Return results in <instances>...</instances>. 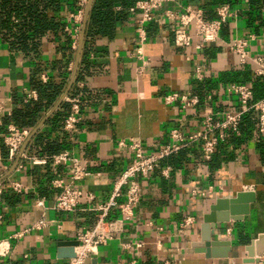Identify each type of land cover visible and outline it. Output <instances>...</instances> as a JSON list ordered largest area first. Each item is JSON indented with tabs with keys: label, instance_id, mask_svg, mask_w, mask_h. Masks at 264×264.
<instances>
[{
	"label": "crops",
	"instance_id": "0c3cea01",
	"mask_svg": "<svg viewBox=\"0 0 264 264\" xmlns=\"http://www.w3.org/2000/svg\"><path fill=\"white\" fill-rule=\"evenodd\" d=\"M137 0H119L110 7L111 25L106 33L94 34L88 42L86 71L79 76L86 25L94 0H84L79 45L71 49V36L64 30L73 26L70 15L81 8V0H64L58 17L64 23L61 31L49 30L42 37L39 56L30 58L10 50L0 36V240L7 253L0 264H68L57 258L59 241L76 240L78 232L91 229L96 222L89 208L105 201L121 170L129 162L124 150L116 146L123 138H138L147 149L165 143L172 127L191 131L198 127V114L235 111L234 96L224 89L231 83H249L256 77L253 65L237 64V57L223 46L233 38L254 33L251 53L264 55V7L254 0H173L164 8L179 10L193 6L204 12L207 20L216 17V9L228 5L233 15L222 25L220 41L196 49L173 43L171 26L163 21L146 24V42L142 53L150 64L136 76V26L138 10L131 11ZM125 2L126 4H122ZM161 11V10H160ZM157 12L158 17L161 16ZM61 64L60 68L54 67ZM58 64V66H59ZM42 70L37 71V67ZM200 70L198 79L195 70ZM42 72L48 82L62 85L56 99L41 107L29 128L30 135L22 150L28 158L9 163L3 143L7 125L13 123L15 111L23 105V96L32 90V79ZM262 87L264 76L257 77ZM172 93L196 96L202 102L186 115L178 102L166 104L163 97ZM80 99V120L70 131L62 121L70 104L64 98ZM210 97V98H208ZM264 97V96H263ZM262 97V98H263ZM262 98L253 101H260ZM36 101V100H35ZM254 121V120H253ZM251 134H241L234 141L226 138L210 160L201 157L199 144L180 149L161 161L147 179L134 208L132 220L123 232L106 245L99 246L88 264H236L246 256L249 245L264 229V133L254 121ZM63 151L81 162L89 163L91 174L81 182L84 191L94 195L92 202L82 201L71 212L50 208L58 190L50 183L54 177L68 178L67 169L51 163L34 164L30 157H48ZM17 162L22 164L17 169ZM168 167L167 175L162 171ZM22 184L24 191L14 192L9 183ZM238 191H254L256 200L241 221L222 224L221 239L231 241L227 258H206L203 253L187 252L200 237L203 214L218 198L234 197ZM42 201L44 208L37 206ZM44 214L48 223L34 229ZM117 217L112 210L109 218ZM190 217L192 223L180 227ZM21 233L19 236L16 234ZM141 242L135 251L125 246ZM254 264H264V253Z\"/></svg>",
	"mask_w": 264,
	"mask_h": 264
},
{
	"label": "built area",
	"instance_id": "2783aa9c",
	"mask_svg": "<svg viewBox=\"0 0 264 264\" xmlns=\"http://www.w3.org/2000/svg\"><path fill=\"white\" fill-rule=\"evenodd\" d=\"M173 0H137L131 11L138 10L140 16L137 21V47L134 58L137 61L135 67L136 76H141L148 65L150 59L146 57L141 49L146 42V24L150 22L163 21L171 26L173 43L180 47H202L214 44L220 41V30L222 25L233 15L228 5H221L216 9V17L211 20L204 18V12L193 6H184L179 10L164 8V5ZM84 0H81V8L75 14L70 15L73 26H66L64 30L72 38L71 49L76 50L82 28V14ZM161 10V11H160ZM161 16L158 17L157 12ZM256 39L254 33H249L242 38H233L223 42V46L228 52L237 57V64L243 66L248 62L253 65L252 73L256 77L264 76V55L251 53L249 47ZM196 77L200 78V70H195ZM41 83L48 82V75L42 72L39 75ZM225 93L235 97L237 109L235 111H224L214 114L205 110L198 114L200 123L198 127L191 131H183L178 127H172L167 132L165 143L147 149L143 146L141 139L123 138L117 141L116 146L119 150H124L129 162L121 170L119 177L113 184L111 194L105 201L96 203L89 209L95 212L96 222L93 228L84 229L77 233L76 241L78 245L74 248L75 256L69 259L68 264H88L91 256L97 252V248L106 245L123 232L124 225L130 222L133 217L134 208L140 200L144 189L142 180L155 171L162 160L176 154L180 149L192 144H199L201 157L204 160H210L216 152L220 143H222L229 134L240 135V123L247 113H253V120L258 126L260 133H264V99L257 102H251L252 90L248 84L231 83L224 89ZM36 90H29L23 96V102L37 100ZM210 98V97H208ZM166 104L178 102L179 110L186 115L191 109L202 103L198 97H188L184 94L172 93L163 97ZM64 101L70 104L69 111L62 121V129L70 131L80 120V99L66 97ZM3 107L0 105V115ZM29 128H20L14 123L7 125L6 133L3 136V143L7 150V161L9 163L16 158H28L23 152L22 147L30 135ZM34 164L51 163L54 167L62 165L67 169L68 178L62 179L54 177L50 183L58 193L50 206L52 210L71 212L75 210L82 201L92 202L94 195L90 191H84L81 182L88 177L89 163L81 162L71 156L68 151H63L48 157H30ZM17 169L22 168V164L17 162ZM168 167L162 173L167 175ZM11 190L17 193L24 191L22 184L13 181L9 183ZM3 190V184L0 183V193ZM37 206L43 207V202L38 201ZM115 210L117 217L109 218L110 212ZM48 223L44 214L34 223V229H40ZM192 223L190 217H186L180 223V227H187ZM21 233L16 234L19 236ZM5 241L0 240V257L7 253ZM142 246L141 242H134L127 249L134 248L135 251Z\"/></svg>",
	"mask_w": 264,
	"mask_h": 264
},
{
	"label": "trees",
	"instance_id": "16d2710c",
	"mask_svg": "<svg viewBox=\"0 0 264 264\" xmlns=\"http://www.w3.org/2000/svg\"><path fill=\"white\" fill-rule=\"evenodd\" d=\"M119 0H94L89 12L88 23L84 34L82 58L80 62V74L86 71V54L88 42L94 34L106 33L111 25L110 7ZM64 0H0V36L5 40L10 50L21 52L24 56L37 58L42 37L49 30L61 31L64 23L58 17L48 16V12H58ZM122 4H126L122 2ZM255 5H263L264 0H254ZM59 64V63H58ZM55 63L54 67L60 68ZM42 70L37 67V71ZM248 84L255 99L264 96V84L261 87L257 77L249 79ZM32 87L36 90L38 98L36 101L23 105L22 109L15 111L12 116L13 123L20 128H30L34 123L37 112L51 104L59 95L62 85L52 83H41L38 78L32 79ZM264 99V97L262 98ZM253 113L243 116L239 129L243 134H251L253 127ZM240 136V135H239ZM236 136V137H239ZM233 134L228 139H236ZM264 139V137H263ZM264 160V156L262 157Z\"/></svg>",
	"mask_w": 264,
	"mask_h": 264
},
{
	"label": "water",
	"instance_id": "95a60500",
	"mask_svg": "<svg viewBox=\"0 0 264 264\" xmlns=\"http://www.w3.org/2000/svg\"><path fill=\"white\" fill-rule=\"evenodd\" d=\"M256 200L254 191H238L234 197L218 198L203 214L200 225V237L193 241L187 252L203 253L206 258H227L231 253V241L221 239L222 224L241 221L242 216L248 215L250 204ZM76 240L59 241L57 243V258L71 259L75 256ZM246 256L236 264H254L264 253V229L251 243L245 246ZM95 264V261L92 262Z\"/></svg>",
	"mask_w": 264,
	"mask_h": 264
}]
</instances>
